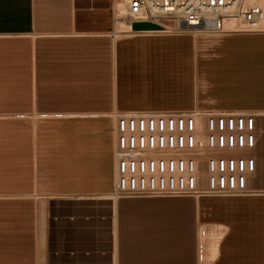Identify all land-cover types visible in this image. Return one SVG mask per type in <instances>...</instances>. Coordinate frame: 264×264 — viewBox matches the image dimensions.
I'll return each mask as SVG.
<instances>
[{
    "label": "crops",
    "instance_id": "1",
    "mask_svg": "<svg viewBox=\"0 0 264 264\" xmlns=\"http://www.w3.org/2000/svg\"><path fill=\"white\" fill-rule=\"evenodd\" d=\"M114 3L0 0V264H264V33L206 56L204 38L116 34ZM188 44L192 107L171 108ZM192 110L258 114L251 193L116 198L115 114ZM206 226L222 234L204 262Z\"/></svg>",
    "mask_w": 264,
    "mask_h": 264
},
{
    "label": "built area",
    "instance_id": "2",
    "mask_svg": "<svg viewBox=\"0 0 264 264\" xmlns=\"http://www.w3.org/2000/svg\"><path fill=\"white\" fill-rule=\"evenodd\" d=\"M116 1V0H115ZM113 25L152 22L166 34L222 38L264 33V7L247 0H123ZM163 34V33H162ZM165 34V33H164ZM203 120V124H201ZM116 198L229 197L251 193L260 128L248 111L115 114ZM205 172L203 184L201 172Z\"/></svg>",
    "mask_w": 264,
    "mask_h": 264
},
{
    "label": "bare ground",
    "instance_id": "3",
    "mask_svg": "<svg viewBox=\"0 0 264 264\" xmlns=\"http://www.w3.org/2000/svg\"><path fill=\"white\" fill-rule=\"evenodd\" d=\"M247 3L249 5H261V6L264 7V0H247ZM114 7H115L116 13L119 16H121L122 18H124L125 15H126V11H127L125 2L123 0H116L115 3H114ZM260 27L264 28V19L261 22ZM125 30H126V32H125ZM114 31H115L116 34L118 32H125V33H131V32L134 33L135 32L131 28V26L127 22H125L124 20L117 21V23L114 25ZM172 31H173V27L171 25L163 23V28L161 30H156V31H153L151 33L152 34H157V33L158 34H162V33L166 34V33H169V32L171 33ZM137 32H145V31H136V33ZM255 115L257 116V120H258V123H259V116H258V114H255ZM201 124H203V120H201ZM259 128L261 130L260 123H259ZM255 155H256L258 161L261 162V160H259L257 151L255 152ZM201 176H202V181H203V184H204V182H205V172L203 170L201 172ZM101 198H109L110 199V196L109 195L108 196L103 195V197H101ZM200 234H201V231H200ZM221 234H222L221 227H219V226H206V227L203 228V231H202V234H201V248L202 249L201 248L200 249L203 251L204 262H207L208 259L211 260L212 257L215 256V253H216V250H217V245H218L219 239L221 237Z\"/></svg>",
    "mask_w": 264,
    "mask_h": 264
},
{
    "label": "rangeland",
    "instance_id": "4",
    "mask_svg": "<svg viewBox=\"0 0 264 264\" xmlns=\"http://www.w3.org/2000/svg\"><path fill=\"white\" fill-rule=\"evenodd\" d=\"M126 32V30H125ZM125 32H118V34H124ZM182 35H189L195 38H202V37H196L194 34H190V33H183ZM189 41V39H187ZM204 40L207 42L203 47L206 49L203 50V54H205L206 56H208L210 54V49H211V45H212V41L209 37H204ZM207 45V46H206ZM191 45H185L182 46V51H185L184 53H182V57L179 58H175L174 56L172 57L170 63L166 64V78L170 81L172 86H176L179 83L183 86H185V97L184 99L180 98V99H169L167 96L166 99L167 103H168V107L171 108H191V102L189 101L188 97H190L191 95V91H192V73H191V56L190 53L188 54V52L190 51ZM186 54H188L186 56ZM199 68L201 69L200 73H201V77H203V72H204V61L200 60L199 61ZM169 76H168V75ZM201 85V84H200ZM262 131V130H261ZM263 132V131H262Z\"/></svg>",
    "mask_w": 264,
    "mask_h": 264
},
{
    "label": "water",
    "instance_id": "5",
    "mask_svg": "<svg viewBox=\"0 0 264 264\" xmlns=\"http://www.w3.org/2000/svg\"><path fill=\"white\" fill-rule=\"evenodd\" d=\"M134 31H156L161 30L162 27L152 22H135L132 24Z\"/></svg>",
    "mask_w": 264,
    "mask_h": 264
}]
</instances>
